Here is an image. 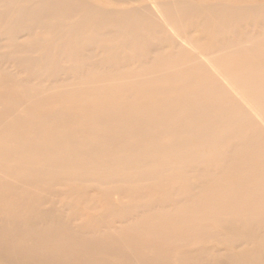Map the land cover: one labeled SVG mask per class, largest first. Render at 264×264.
<instances>
[{
	"label": "bare ground",
	"instance_id": "1",
	"mask_svg": "<svg viewBox=\"0 0 264 264\" xmlns=\"http://www.w3.org/2000/svg\"><path fill=\"white\" fill-rule=\"evenodd\" d=\"M47 45L49 49L40 51ZM166 46L174 50L163 52ZM1 48L0 93L9 99L13 92L8 89L14 86L4 79L8 61L24 67L58 62L51 50L62 55L63 69L76 72L75 84L94 85L87 87L89 98L103 99L102 113L77 119L67 114L47 133L32 136L56 141L47 148L61 158L51 155L37 169L15 161L11 148L1 149V157L12 158L10 173L38 185L46 179V193L57 198L63 192L51 185L72 166L84 169L72 179L104 183L118 178L105 195L116 190L122 197L145 201L134 204L145 215L138 242L164 247L163 257L151 258V264H264V6H199L190 0H0ZM133 63L140 67L136 73L129 71ZM55 77L58 89L57 82L70 79ZM108 80L117 87L95 85ZM62 93L76 96L72 90ZM85 94L83 88L77 96ZM22 119L30 120L27 115ZM171 125L178 127L172 131L177 140L165 146L158 136ZM237 142H242L241 151H235ZM234 151L241 155L232 164ZM94 164L104 166L102 179L91 171ZM135 165L136 172L127 170ZM120 166L124 169L119 173L111 171ZM156 166L163 169L158 179L148 175ZM127 171L131 179L123 176ZM158 182L167 187L165 197L161 193L151 198L148 191ZM168 207L176 212L167 213ZM178 216L182 219L175 224ZM218 217L225 223L236 221L220 228L225 229L221 237ZM63 220L53 206H35L10 231L0 223V264L106 263L70 253L76 233L60 230ZM167 221V227L156 228ZM43 226L47 231L36 245L13 239ZM106 237L109 233L83 238ZM206 240L216 242L208 246ZM195 242L203 244L186 247ZM97 245L90 251L97 254ZM125 247L114 252L125 263L130 256L146 259L139 249Z\"/></svg>",
	"mask_w": 264,
	"mask_h": 264
},
{
	"label": "rangeland",
	"instance_id": "2",
	"mask_svg": "<svg viewBox=\"0 0 264 264\" xmlns=\"http://www.w3.org/2000/svg\"><path fill=\"white\" fill-rule=\"evenodd\" d=\"M190 1L199 6H208L217 2L222 4H252L255 6H264V0ZM103 5L111 7L110 4L105 2H103ZM193 35L197 36L196 34ZM49 46L47 45L46 48L41 49L40 51L49 49ZM3 50H5V48L0 49V51ZM173 50L174 48L171 46L163 48V52L166 53H170ZM51 53H54V59L58 60V62L53 61L54 63H51L50 61L42 63L41 66L33 65L32 67H24L20 65H13V60L10 59L11 61H8L5 72V75L8 78L4 79H6L10 85L14 86L13 88L8 89L9 93L12 94L13 92V98L9 99L7 96L0 93V150L11 148V150L15 152L12 154L13 156H11L17 159L15 161H18V163L23 166L33 165L37 169L38 166L42 164V160L49 159L47 157L51 155H53L52 157H61L58 154L51 153L47 148L53 147L56 141L48 139L47 137L40 139L37 137L34 138L32 137L34 134H42V132L47 133L56 122L61 120L67 114L70 118L77 119L83 117L81 114L84 113L89 114L90 112H93L98 114L103 112V107H100L101 100L103 99H91L88 97V92H91V89L89 88L94 85H84L83 88L86 89V94L84 97L78 98L77 95L83 88L80 84H75L74 82L73 77L76 75V72L72 73L74 71L66 68L67 62L64 63V68L66 69H63V62L61 59L62 55L59 51L51 50ZM20 55L27 54L23 53ZM139 68L138 63H133L129 71L136 73ZM55 74H57V76L60 75L61 78L70 79L57 82L61 83L60 89H58L56 88V84L52 82L55 78H57L55 77ZM86 77V73L82 75V78ZM95 85L104 88L107 86L117 87V83L112 80H108L104 83H96ZM52 86L53 88L50 89ZM63 90H72L76 93V96L72 95V97L67 98L65 94L62 93ZM119 101H121V99ZM25 115H27L30 120H23L22 117ZM18 117L20 119H18ZM261 122L264 124L263 121ZM8 126L11 127L8 128ZM169 127L170 131L160 133L158 136L160 143L165 146L171 145L175 142V139L177 140V133H173L172 131L177 130L178 127L173 125ZM155 137H157V135ZM228 141L229 143L232 141V138L229 135ZM237 144V149L236 146L234 147L235 151H241L242 142H237ZM34 147H36L35 151H33ZM40 147H44L46 150H39ZM30 149L31 151L28 153V150ZM19 150H22L23 153H19ZM235 151L232 155H230V162L232 164H235L236 159L241 155L240 152L237 151V154ZM256 152H258L257 148ZM262 152H264V149ZM86 158L87 160L92 159L91 157ZM9 162L12 163V158L1 157L0 154V223H5V230H12L15 226L16 220L21 217V215L28 213L32 207L36 206L39 209H48L53 206L64 219L61 221L63 224L58 225L61 228L60 230H62V228H69L76 233V238H72L75 243H73V250L70 252L74 255L82 257L88 256L90 259L106 262H96L95 264H118L116 260L121 261L119 264H151L149 262L151 258H153V260H157V258L163 257L160 249H164V247L159 245L158 242H154L153 245H151V243L146 244L144 241L138 242L139 238L143 239L141 231L145 226H143V228L138 227H140L141 219L145 217V215L138 213L140 212L138 210H142L143 208L136 207L135 205H139L140 203L144 204L145 201L139 199L132 200L128 197H122L116 192V190L112 191L110 196L105 195V190H112L117 182L115 180L118 178H114L112 180L106 179L104 183L98 179H92L87 182L80 179H72V175L82 173L84 170L81 169L80 166H72L67 168L65 170L66 173H64L58 180L55 179L51 185L53 190L59 189L63 192L62 196L57 198L46 193L47 187L44 185L48 182L46 179L45 183L42 185H38L34 182L29 183L26 178L8 171ZM146 164L152 166L151 162H147ZM136 167L137 165L132 168L127 167V170L132 171L135 169L134 171L136 172ZM121 168L124 169L120 166V168H116L111 171L119 173ZM52 169L56 170L54 167H52ZM91 171L94 174L96 173V175L102 179L103 174H101L100 171L103 173L105 168L103 165L94 164V168H92ZM162 171L163 169L156 166L148 171V175H151L152 177L154 174L155 178L158 179L160 178L159 174H161ZM140 172L141 170L139 173ZM124 173L128 174L127 178L131 179L129 176L130 172H123V176ZM134 177H137V175H134ZM7 184L9 185L7 186ZM158 184L159 186L155 184L153 185V191L151 192L146 189L150 194L152 193L151 198H154L155 196L158 197L161 193H163L161 197H165L167 187L165 184L162 185L159 182ZM75 192L80 196H76ZM167 209V213L176 212L173 207H168ZM221 210L222 208H220V211ZM181 219L182 218L180 216L176 217V220L174 221L175 224ZM234 222L236 221L227 220L225 223V220L218 217L219 237L224 236L223 230L225 232V229L220 230V228L223 225H225L224 227H227L229 224ZM166 225H169L168 221L159 223L156 228H164L167 227ZM234 226L235 225H233V227ZM24 227L29 228L27 226ZM46 231L47 229L43 226L41 228H36V231L33 230L32 233L28 231L18 235L14 234L13 239L19 242L20 245H24V243H26V241L29 242V240L32 241L33 245H36V243L33 242L38 239L39 235L43 236ZM106 233H109L110 237H106L104 240L95 241L90 239L85 240L83 238L84 236L101 238L105 236ZM148 236H152V234H148ZM215 242V240H206L205 244L209 246L210 244L214 245ZM93 244H98L95 247L98 249L97 254L90 251V248H92L91 245ZM201 244H203V242H195L192 244H186V247H198ZM127 245H129L133 250L139 249L143 254V257L148 261H146V259L144 261H139V259L135 260V258L129 255L131 261L130 263H125L122 259L116 257V254H114L115 250L120 249L122 252L126 250L125 246ZM219 247L220 250L225 249L223 245H220ZM156 252H158L160 256L157 255L153 257ZM205 256L209 258L211 254H206Z\"/></svg>",
	"mask_w": 264,
	"mask_h": 264
}]
</instances>
